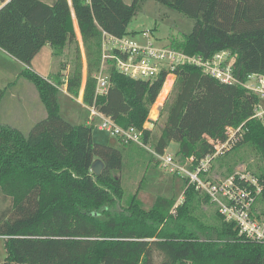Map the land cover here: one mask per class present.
Instances as JSON below:
<instances>
[{"label":"trees","instance_id":"1","mask_svg":"<svg viewBox=\"0 0 264 264\" xmlns=\"http://www.w3.org/2000/svg\"><path fill=\"white\" fill-rule=\"evenodd\" d=\"M148 1L161 5L164 9L148 7L162 10L180 31V40L170 48L204 59L228 52L241 84L250 75L264 78V0H70L71 5L68 0L52 5L9 0L0 8V50L29 67L45 45L58 55L73 44L75 59L65 82L60 73L51 82L22 70L20 76L35 87L46 118L27 135L0 124V193L12 203L11 217L0 223L5 263L264 264V245L240 235L185 180L179 204L159 196L145 210L136 195L123 204L121 181L114 176L122 168L121 152L94 143L92 126L71 124L59 113V87L65 85L68 95L77 98L82 84L74 15L86 59L83 104L122 128L141 130L148 145L151 131L143 125L151 106L168 91V73L153 81L132 79L110 62L106 93H95L103 33L131 35L129 23ZM170 73L176 79L161 108L166 119L154 151L163 155L176 143L174 155L181 162L193 157L196 165L225 138V127L244 123L242 140L229 152L242 146L254 149L262 165L256 173L246 171L264 186V124L252 118L258 96L242 85L222 84L194 66H178ZM5 93L6 88L0 89V102ZM97 160L103 164L99 175L91 172ZM236 167L228 165L225 177ZM202 204L214 209L212 216L201 210Z\"/></svg>","mask_w":264,"mask_h":264},{"label":"rangeland","instance_id":"2","mask_svg":"<svg viewBox=\"0 0 264 264\" xmlns=\"http://www.w3.org/2000/svg\"><path fill=\"white\" fill-rule=\"evenodd\" d=\"M123 1L126 4L132 2V0ZM148 3L149 4L146 3L144 10L138 11L129 23L128 30L134 32L131 34L134 36L131 40L138 45H145L148 40L155 47H170L172 41L180 40V31L173 26L169 16L165 17L162 10L154 11L151 7H148L155 5V7L164 9L161 8V5L153 1H148ZM0 6H2V3H0ZM74 27L81 55L82 84L77 98L72 96V98H69L67 96L68 93L65 85L59 87L61 92L58 95V104L61 117L71 124L76 125L86 124L88 122L87 125L93 127L92 140L94 143L110 146L121 152L122 168L120 172L115 173L114 176L121 181L124 191L123 204L128 202L133 195H136L137 199L142 202L145 210H149L154 200L159 196L173 198L176 200V204L181 203L183 200L182 180L164 172L160 166V162L150 153V150H154V145L158 140L161 128L166 119V114H161V108L173 86L174 75L170 74L166 76L165 81L168 78L171 81L168 91L163 95L162 100L158 102L156 100L151 106L147 122L143 125L145 129L151 131L150 141L146 146V149L136 145H125L116 135H112L106 131H100L97 128L98 122L95 120L93 122L90 121L88 111L79 103L80 101H83V89L86 78V59L75 20ZM144 33L148 35V39L143 36ZM100 55H102V49L100 50ZM74 59L75 46L73 44H67L57 56L53 55L50 47L45 45L33 58L30 67L28 68L40 77L49 79L51 82H54L55 74L60 73L65 82L66 77L73 69ZM8 63L11 65L6 63V67H8V69H6L7 71L0 68V89L6 87L5 96L0 102V124L16 128L22 134L27 135L35 123L45 117V110L39 100L35 87L25 78L18 76V71L20 69L22 70L23 67L12 62V60H8ZM9 66L11 67L9 68ZM16 69H18V71H16ZM251 84H255V82L251 81ZM9 85L11 86L8 87ZM13 96H15V98L17 96L25 98V102L27 101L28 103L27 108L29 106V101L32 105H35L36 102L35 109L33 108L30 111H24L23 113L16 112L15 109L12 108L14 105V103L11 102ZM177 148L178 145L176 143H171L165 152L174 155ZM235 164L237 167L234 171L248 170L249 172L256 173L259 167H261L262 161L254 149H250L248 146H242L229 152L226 156L217 158L212 165V168L214 169L212 176L225 177V175H227L225 168L228 165L234 166ZM201 210H203L207 216H212L214 212V209L206 204L201 205ZM11 213V200L0 193V223L5 219L10 218ZM3 245L4 241L0 240V264L5 256ZM155 261L159 262L160 258L156 256Z\"/></svg>","mask_w":264,"mask_h":264},{"label":"built area","instance_id":"3","mask_svg":"<svg viewBox=\"0 0 264 264\" xmlns=\"http://www.w3.org/2000/svg\"><path fill=\"white\" fill-rule=\"evenodd\" d=\"M8 1L0 0V3L4 6ZM102 36L101 65L95 76L96 95L106 93L110 62L120 73L145 81L155 80L161 72L170 75L178 66H194L222 84L242 85L257 95L259 102L254 107L252 118L264 124V78L256 74L250 75L247 82L241 84L233 75V61L228 59V52H220L211 59H204L200 56H188L166 46L155 47L148 40L145 45H138L127 37L116 38L105 33ZM143 36L148 39L146 33ZM114 50L120 56L113 54ZM251 81L255 84H251ZM79 103L88 111L89 120L98 122L97 128L100 131L116 135L125 145L146 149L141 130L135 127L122 128L102 116L93 106H85L81 101ZM243 126L244 123L236 128L225 127V138L216 141L213 151L197 161L196 165L193 157L181 162L175 155L166 152L158 155L152 149L150 153L168 175L185 180L187 186H194L195 190L206 195L223 219L234 223L240 235L264 245V186L259 179L246 170H235L226 177L212 176L213 162L242 140Z\"/></svg>","mask_w":264,"mask_h":264},{"label":"crops","instance_id":"4","mask_svg":"<svg viewBox=\"0 0 264 264\" xmlns=\"http://www.w3.org/2000/svg\"><path fill=\"white\" fill-rule=\"evenodd\" d=\"M40 1H42V2H44V3H46V4H48V5H52L53 4V2L55 1V0H40ZM123 1V0H122ZM68 2H69V4L71 5V2H70V0H68ZM124 2V1H123ZM125 3V2H124ZM126 4V3H125ZM74 16V15H73ZM74 18V17H73ZM75 20V18L73 19V21ZM128 30V29H127ZM128 32L129 33H134V32H130L129 30H128ZM127 38H130V39H133L134 38V36L133 35H129V36H127ZM48 47H49V45H47ZM51 49V48H50ZM52 54H53V51H52ZM54 55V54H53ZM57 56V55H56ZM8 60L10 61V60H12V62H14V63H17V64H19L21 67H23L24 69H26V68H28V66H25V65H23V64H21V63H19L18 61H16V60H14L13 58H11L9 55H7L5 52H3L2 50H0V68L1 69H4V70H6V69H8V67H6V63L7 64H9L8 63ZM9 65H11V64H9ZM11 66H9V68H10ZM30 67V66H29ZM23 68H22V70H23ZM15 69V68H14ZM29 69V68H28ZM21 69L18 71V69H16V71H18L19 72V74H18V76L20 77V72L22 71ZM7 71V70H6ZM57 74V73H56ZM55 74V75H56ZM48 81H49V79H48ZM11 85H9L8 87H10ZM7 87V88H8ZM6 88V87H5ZM63 94V93H62ZM67 96L69 97V98H72L70 95H68L67 94ZM11 102H13L14 103V105H13V109H15V111L16 112H24V111H30L31 109H35V107H36V102H35V105H32L31 104V102L29 101V106H28V108H27V105H28V103H27V101L25 102V98H23V97H16L15 98V96H13L12 97V99H11ZM18 102H19V104H18ZM43 106V105H42ZM43 108H44V106H43ZM37 109H38V105H37ZM45 110V109H44ZM45 114H46V111H45ZM46 118V115H45V117L43 118V119H45ZM43 119H41V120H43ZM40 120V121H41ZM38 123V122H37ZM36 124V123H35ZM88 124V122L86 123V125ZM2 125H5V124H2ZM8 126V125H7ZM16 129V128H15ZM0 240H3L2 238H0ZM4 246V245H3ZM4 253H5V250H4ZM4 258H5V256H4ZM2 263H4L5 264V262H4V259H3V261H1V264Z\"/></svg>","mask_w":264,"mask_h":264},{"label":"water","instance_id":"5","mask_svg":"<svg viewBox=\"0 0 264 264\" xmlns=\"http://www.w3.org/2000/svg\"><path fill=\"white\" fill-rule=\"evenodd\" d=\"M176 77L174 76V80L175 81ZM103 169V164L101 163V161H94V163L91 166V172L94 173L95 175H99L101 173ZM5 264H12V263H5Z\"/></svg>","mask_w":264,"mask_h":264}]
</instances>
